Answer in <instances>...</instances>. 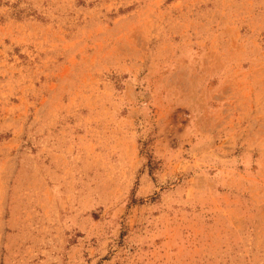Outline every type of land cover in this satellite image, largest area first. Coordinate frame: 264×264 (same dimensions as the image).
Segmentation results:
<instances>
[{
    "label": "rangeland",
    "instance_id": "374dc122",
    "mask_svg": "<svg viewBox=\"0 0 264 264\" xmlns=\"http://www.w3.org/2000/svg\"><path fill=\"white\" fill-rule=\"evenodd\" d=\"M0 264H264V0H0Z\"/></svg>",
    "mask_w": 264,
    "mask_h": 264
}]
</instances>
